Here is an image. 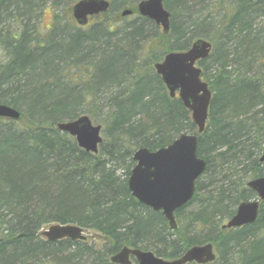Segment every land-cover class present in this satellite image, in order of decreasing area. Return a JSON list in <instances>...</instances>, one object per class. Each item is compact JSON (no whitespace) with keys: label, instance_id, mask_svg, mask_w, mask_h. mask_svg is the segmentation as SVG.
Here are the masks:
<instances>
[{"label":"trees","instance_id":"obj_1","mask_svg":"<svg viewBox=\"0 0 264 264\" xmlns=\"http://www.w3.org/2000/svg\"><path fill=\"white\" fill-rule=\"evenodd\" d=\"M76 1L0 0V105L21 113L17 122L0 119V264H112L123 247L173 260L207 243L217 255L211 264H264V201L253 224L221 229L254 199L247 183L264 177V0H163L167 34L138 15L141 0H110L101 21L79 28ZM126 4L128 21L116 13ZM46 7L56 14L41 35L34 19ZM197 39L212 46L198 62L212 94L197 138L206 167L172 231L127 181L137 149L197 133L153 69ZM84 115L102 127L97 154L56 127ZM52 224L95 231L101 241L48 242L40 232Z\"/></svg>","mask_w":264,"mask_h":264},{"label":"water","instance_id":"obj_2","mask_svg":"<svg viewBox=\"0 0 264 264\" xmlns=\"http://www.w3.org/2000/svg\"><path fill=\"white\" fill-rule=\"evenodd\" d=\"M107 0H79L72 6V16L78 26L88 23V18L108 11ZM139 15L160 27L163 34L170 28V13L163 5V0H142L137 4ZM123 17L130 16L125 10ZM211 44L203 39L194 41L185 52L167 54L162 62L154 65V70L161 77L170 98L178 95L183 106L191 113L197 133H203L208 118L211 91L201 79V70L197 62L209 57ZM0 118L18 121L21 113L16 109L0 105ZM60 132L73 137L79 148L87 153L97 154L102 143L101 126L93 125L88 116H81L74 121L58 123ZM135 166L131 170L127 186L132 197L143 206L155 212H161L171 230L177 229L175 211L191 202L195 193V183L203 174L206 163L197 156V135L181 134L172 143L156 151L140 148L133 154ZM260 162H264V155ZM247 187L256 194V199L242 202L236 212L221 229H236L253 224L258 216L259 204L264 201V177L247 183ZM41 235L48 242L68 239L72 242L86 241L85 230L76 225H50ZM132 257L135 263L130 260ZM216 255L212 244L194 246L180 258L165 261L150 251H141L123 247L109 260L112 264H209Z\"/></svg>","mask_w":264,"mask_h":264},{"label":"rangeland","instance_id":"obj_3","mask_svg":"<svg viewBox=\"0 0 264 264\" xmlns=\"http://www.w3.org/2000/svg\"><path fill=\"white\" fill-rule=\"evenodd\" d=\"M126 1H129V0H126ZM131 8H132L131 4H129V5L126 4L123 8H118L116 13L120 14L121 11H123L124 9H131ZM63 12H62L61 8L59 10H57V13L59 15L62 14ZM54 14H56L55 11L51 10L49 7H46V8L43 9V11L40 14V16L38 18L34 19V23H35L34 27L36 28V31L38 32V34L43 35L44 31L47 30L48 28H50V26L52 24V18L54 16ZM63 15H65V19L64 20L71 22L70 21V16H69L67 11ZM102 19H103V17H96V18H93V20L90 23L92 24V23H95V22H99ZM123 19L125 21H128V20L131 19V17H125ZM124 20H122L120 22V24L125 22ZM8 25H9L10 28H12L11 27L12 26L11 22H9ZM4 55H5V52L0 48V62L4 60ZM94 124L98 125L97 122H95ZM102 136H103V133H102ZM48 227H49V225L44 226L41 229V231H45ZM86 236H87V239H88L89 243L98 244L101 241L99 234L97 232H95V231L86 230Z\"/></svg>","mask_w":264,"mask_h":264},{"label":"flooded vegetation","instance_id":"obj_4","mask_svg":"<svg viewBox=\"0 0 264 264\" xmlns=\"http://www.w3.org/2000/svg\"><path fill=\"white\" fill-rule=\"evenodd\" d=\"M110 3V6H111V2H109ZM131 12H132V10H131ZM170 13V12H169ZM133 15V12L131 13V15L130 16H132ZM96 16H94V17H91V18H89V22H88V25L90 24V22L93 20V18H95ZM170 19H171V14H170ZM75 23V22H74ZM76 25V24H75ZM87 25V26H88ZM87 26H85V27H87ZM78 27V26H77ZM84 28V27H83ZM130 260L132 261V263H135V261H134V259L132 258V257H130Z\"/></svg>","mask_w":264,"mask_h":264}]
</instances>
